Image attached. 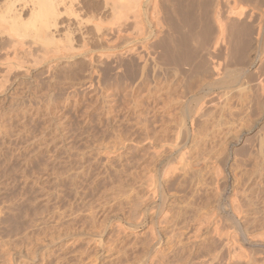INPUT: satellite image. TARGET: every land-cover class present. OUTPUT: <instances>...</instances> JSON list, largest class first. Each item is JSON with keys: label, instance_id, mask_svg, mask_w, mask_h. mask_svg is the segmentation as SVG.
I'll list each match as a JSON object with an SVG mask.
<instances>
[{"label": "rangeland", "instance_id": "374dc122", "mask_svg": "<svg viewBox=\"0 0 264 264\" xmlns=\"http://www.w3.org/2000/svg\"><path fill=\"white\" fill-rule=\"evenodd\" d=\"M257 1L253 0L254 4ZM128 16L130 21L126 24L130 25L129 22H134L130 13ZM108 18L106 21L111 22L108 25L113 27L116 35L108 28L111 31L108 30L107 36L112 34L115 38L114 20L111 21V16ZM66 19L62 18L63 22L60 21L59 27L52 31L53 36L49 37H53L60 47L68 51L71 48L69 52L61 48V58L46 50L45 46L49 47L52 40L49 39L48 44V39L42 36L39 40V35L26 39V48L31 46V50L27 49L31 51L27 53L31 58L23 56L26 58L25 62L22 60L23 73L20 72L28 76L14 71L2 80L6 73L3 66L9 38L0 35V264H144L149 246L154 245V238L148 230L152 219L155 229L161 233L154 264H197L199 261L198 264H210L212 254L219 256L211 264H264V35H257V23L250 34L252 37H248L249 45L245 42L248 45L245 49L243 43L238 45V41L234 48L231 46L233 40L227 39L230 45L222 43L216 53L211 50L212 56L222 54L220 58L217 55L220 62L217 64L223 73H227L225 76L233 80L241 78L238 84L228 88L230 92L220 88L213 94L226 90L222 96L215 94L216 97L212 98L215 95H207L212 100L203 98L207 105L201 102L200 105L204 106L201 107L195 106L197 103L192 101V94L188 91L194 85L193 90L199 91L200 81L203 85L210 81L207 76H212L209 73L212 70L208 68L213 69L214 64L212 58L207 61L206 50L202 55V50L198 51L201 57L195 55L196 42H193L195 47L190 43L194 52L189 54L191 56H186L189 50L182 55L187 59L195 55V60L191 59L194 61L188 60L198 64L196 67L186 59L190 63L182 66L185 61L178 57L182 53L177 55L171 49L167 53H162V49H158L161 52L149 50L156 52L155 55L150 52L152 55H148L147 51L142 52L143 55L140 53L143 40L135 38L134 43L141 48L140 55H137L143 56V59L138 56V60L136 54L121 53L127 45L124 39L115 38L118 40L115 42L110 36L112 46L109 43L108 46L112 48L107 46V49L112 51L109 52L103 46L107 45L109 37L106 36L109 39L106 38L105 42L92 40L95 38L93 27L85 28L89 32L84 30V35L72 30ZM130 26L133 31L127 26L126 29L135 32L132 24ZM82 38L92 40V43L87 42V47ZM111 42L117 47L113 48L115 43ZM238 46L244 49L243 57L242 52L238 53L242 50L236 49ZM164 53L175 55L173 57L177 55L182 61L175 60L174 63L175 58ZM45 54L51 57H45ZM163 54L170 56L169 60L166 58L168 61ZM54 60L58 61L57 64ZM198 60L206 64L200 61V66ZM189 66L196 70L199 66L198 74L194 69L189 71ZM226 68L228 71H224ZM200 69L204 71L200 72ZM188 85L192 88L186 91ZM182 88L186 89L182 91ZM193 90L190 91L193 93ZM185 91L188 95L184 94ZM188 100L195 107V112L189 115L182 108ZM148 176L160 184V190L166 196L164 203L161 198L157 202L165 204L163 209L168 213L164 214L167 213L168 218L162 216V210L157 214L149 210L145 216L147 219L142 216L145 206L154 203L147 189ZM217 177L223 178L222 181ZM217 181H220L218 186H224L217 187ZM235 200L241 205L237 210L238 220L232 218L234 209H239ZM232 204L236 207L230 206ZM212 210L218 212L213 214ZM203 211L207 214L213 212V218L206 214L211 222L207 221ZM198 212L202 218L204 215L203 223L207 227L202 224ZM219 217L221 224L219 226L220 222H217V225H222L223 232L220 231L225 234L228 229L227 233L236 235L234 240L242 251L244 249V255L240 254L239 247L229 252L224 247L225 236L221 238L219 235V238L214 233L215 221ZM140 218L142 223H139ZM197 222L205 227L199 228ZM207 222L213 224L210 226ZM118 224L125 228L119 229L122 232L118 230ZM200 229L197 235L196 230ZM249 238L256 242L252 245ZM235 253L239 254L232 259Z\"/></svg>", "mask_w": 264, "mask_h": 264}, {"label": "bare ground", "instance_id": "6f19581e", "mask_svg": "<svg viewBox=\"0 0 264 264\" xmlns=\"http://www.w3.org/2000/svg\"><path fill=\"white\" fill-rule=\"evenodd\" d=\"M256 2V1H255ZM258 3H255L254 4V2H253V0H85V1H83V0H0V35L3 37V36H5V37H8L9 38V40H8V42H9V47L7 48L8 49V53H7V58H6V61H5V63H4V68H3V71L5 70V72L6 73H4V75L2 76L3 77V79L2 80H4V78H5V80L7 79L6 77H4V76H6L7 75V77H9V75L8 74H12V72H17V71H21L22 73H23V70H22V64L24 65V63L22 62V60H24V62H25V58L23 57V56H26V55H28L31 51H29V50H27V49H30L31 50V46H29L28 47V43H27V47L28 48H26V42H27V38H34V37H36V35H39V40L41 39L42 40V38L43 39H48L47 40V43H48V41H49V39H50V41L52 40L53 42H50L51 44H50V46L52 45L53 47H46L45 46V48H46V50H48V53H52V56L55 54H57V56H59L60 57V55H59V53H60V49L62 48V47H60L59 46V44H58V42H57V44L55 43L56 41L54 40V39H52V38H49V37H51V36H53V34L54 33H52V31H54L53 29L55 28V27H59V24H61L60 23V21L62 20V18H68V19H66V20H68V24L67 25H69V27H73L72 28V30H75V32L77 31V32H79V33H83L84 32V30H86L85 28H87V27H89V26H91V27H93V28H91V30H94V33H93V31L92 32H90V33H93V35L95 36V38L94 39H92V40H98L99 42L100 41H104L105 42V40H106V38L107 37H109V38H107V45L105 46V45H103V43L101 44V45H103L104 46V48L106 47V49L109 47L110 48V46H112V45H110V40H112V39H114V41H115V38L116 39H118V38H121V39H124L123 41H125L124 43L125 44H127L126 45V49H124L121 53L122 54H126V53H128V54H133V55H137V54H139L140 55V53H142V52H146L147 51V54L148 55H152L153 53H154V51L156 50V51H159L158 49H162L163 51H162V53L163 52H165V53H167V52H170V49L171 50H174L175 52H176V54L177 53H179V54H181V55H178V57L180 58H182L185 62L183 63V62H178V61H182V59H179L178 57H177V55H176V57H177V59H176V57H173V56H175V55H173L172 56V54H170V53H168V54H170V56H172L173 58H175L174 59V63H175V60H178V61H176V63L178 62L179 64L181 63H183V65L182 66H184V64L185 63H187V61L186 60H188V59H193L194 58V56L196 55L197 56V54H199L198 53V51H201V55H202V52H203V54H204V52H205V50L207 51V55L205 56V57H207V56H209L208 58H206L207 59V61H208V59L209 58H212V60H213V62L214 61H216L217 60V62L216 63H213L212 62V64H220V62H219V60H218V56H219V58H220V56L222 55L221 53H217V55H215L216 56V59L214 60L213 58H215V57H213L212 56V53L213 52H215V50H219L220 49V47L222 46L221 44L223 43L224 45H225V43H227L226 42V40L227 41H229V40H233V45L231 44V42H230V44H231V46H235V45H237L238 43H237V41L238 42H240V44H238V45H240L241 46V44L244 46L243 48L245 49L246 47H248V45H249V39H248V37H250V34L253 32V30L255 29V23H257L256 24V27H257V30H258V36L260 37V36H262V35H264V0H258L257 1ZM164 4H165V6H164ZM169 4H171V5H169ZM173 4V5H172ZM226 7V9L227 10H224V8ZM224 10V11H223ZM129 13H130V15H132V19L131 20H133V22L134 23H132V22H129L130 23V25L132 24V27L133 28H135L134 30H135V32H133L132 33V29H129V27L131 28V26L127 23L126 24V21L128 22V21H130L128 18L130 17V16H128L129 15ZM109 16H111L113 19H111V21H113L112 23V26H114V28L116 27V30H115V32H117V37L115 36V38H113L114 36L111 34L110 36H112V39H111V37L110 36H107L108 35V33H109V31H111L112 30V28L113 27H111L110 25H108V24H111V22H107L106 20H109ZM61 22H63V21H61ZM67 23V22H66ZM105 23H107L106 25H105ZM64 24V23H63ZM129 25V26H128ZM64 26V25H63ZM110 26V27H109ZM126 26H127V29H129V30H132L131 31V33L126 29ZM166 27V28H165ZM64 28V27H63ZM108 28H110L111 30H109ZM67 29H68V26H67ZM89 29V28H88ZM109 30V31H108ZM62 31V30H61ZM87 32H89L88 30H86ZM108 31V32H107ZM113 31V32H112ZM110 33H113L114 34V29L112 30ZM129 33H128V32ZM167 31V33L168 34H166L165 32ZM74 32V33H75ZM89 33V34H90ZM84 34V33H83ZM88 34V33H87ZM81 35V34H80ZM85 35V34H84ZM114 35H116V34H114ZM164 35H166V36H163ZM43 36V37H42ZM70 36H72V35H70ZM83 36V35H82ZM87 36H90V35H87ZM86 36V37H87ZM92 36V35H91ZM90 36V37H91ZM107 36V37H106ZM38 37V36H37ZM85 37V38H86ZM89 37V38H90ZM161 37H162V39H161ZM166 37V38H165ZM228 37V38H227ZM229 37H230V39H229ZM252 37V36H251ZM250 37V38H251ZM4 38V37H3ZM91 38H93V37H91ZM90 38V39H91ZM135 38H136V40L137 39H140V40H143L142 42H140L141 43V46L140 47H142V49H143V51H141V48L139 47V48H137L138 46L134 43L136 40H135ZM258 38V37H257ZM36 39V38H35ZM83 40H84V38H82ZM86 39H88V37L86 38ZM121 39L119 40V41H121ZM234 39H235V41H234ZM5 40V39H4ZM31 40V39H30ZM74 40V39H73ZM92 40L91 41H88V40H84V43H85V46H87L88 47V44H87V42L89 43H92ZM231 40V41H232ZM36 41H37V39H36ZM45 41V40H44ZM55 41V42H54ZM118 41V40H117ZM117 41H115V42H117ZM122 41V42H123ZM115 42H111V44L113 43H115ZM121 42V43H122ZM193 42H196V43H194V44H197L198 45V47H197V45H196V49H200V50H197L196 51V49L194 48V51L196 52L195 53V55L192 57V58H188L187 59V57L188 56H191V55H189L191 52L192 53H194L193 51H192V49H191V46L190 45H192L193 44ZM245 42H247V44H245ZM30 43V42H29ZM46 43V44H47ZM83 43V42H82ZM108 43H109V45L110 46H108ZM138 43V42H137ZM190 43H192V44H190ZM31 44V43H30ZM49 44V43H48ZM119 44V43H118ZM139 44V43H138ZM192 45V47L194 46L195 47V45ZM229 44V42L227 43V45ZM229 44V45H230ZM33 45V44H32ZM70 45H71V41H70ZM84 45V44H83ZM95 45V44H94ZM97 45V44H96ZM117 44L115 43L114 45H113V48H116L117 46H116ZM122 45H123V43H122ZM121 45V46H122ZM221 45V46H220ZM245 45H246V47H245ZM37 46V45H36ZM43 46V45H42ZM42 46H41V48H42ZM48 46V45H47ZM67 45H65V47H66ZM108 46V47H107ZM116 46V47H115ZM226 46V45H225ZM240 46H238V47H236V49L237 48H239ZM69 47V46H68ZM98 48L100 47V46H97ZM218 47H219V49H218ZM230 47V46H229ZM48 48V49H47ZM50 48V49H49ZM70 48V47H69ZM68 48V49H69ZM72 48H73V46H72ZM112 48V47H111ZM110 48V49H111ZM227 48V47H226ZM231 49H232V47H230ZM229 48V49H230ZM235 48V47H234ZM241 48V47H240ZM239 48V50H242V51H238V53L239 52H242V55H241V57H243V50L244 49H240ZM5 49V48H4ZM62 49H64V48H62ZM71 49V48H70ZM69 49V51H71ZM74 49V48H73ZM109 49V50H110ZM138 49H140V50H138ZM204 49V50H203ZM235 49V50H236ZM46 50L43 48V51H45L46 52ZM64 50H67L66 48L64 49ZM76 49H74L73 51H75ZM108 50V49H107ZM108 50V51H109ZM149 50H154L153 52H150ZM187 50H189V52H187L188 53V55L186 54V52L185 51H187ZM191 50V51H190ZM211 50H213V52H211ZM233 50V49H232ZM28 51H29V53H28ZM42 51V52H43ZM68 51V50H67ZM68 51V52H69ZM110 51H112V50H110ZM109 51V52H110ZM138 51V52H137ZM139 51H141L140 53H139ZM6 52V51H5ZM62 52H63V50H62ZM61 52V53H62ZM66 52V51H65ZM148 52H150V53H152V54H150V53H148ZM159 52H161V51H159ZM185 52V53H184ZM217 52V51H216ZM215 52V53H216ZM219 52V51H218ZM236 52H237V50H236ZM235 51H234V55H235V53H236ZM28 53V54H27ZM47 53V52H46ZM47 53V54H48ZM67 53V52H66ZM118 53V52H117ZM156 53V52H155ZM155 53H154V55H155ZM161 53V54H162ZM164 53V54H165ZM172 53L173 54H175L173 51H172ZM186 54V56L184 57V56H182V55H184V54ZM233 53V52H232ZM32 54V53H31ZM30 54V55H31ZM47 54H45V57H46V55ZM76 54V53H75ZM113 54V53H112ZM112 54H110L111 56H112ZM121 54V55H122ZM143 54V53H142ZM146 54V53H145ZM160 54V53H159ZM163 54V55H164ZM168 54H165L166 56L168 55ZM221 54V55H220ZM33 55V54H32ZM31 55V56H32ZM42 55H44V54H42ZM67 55V54H66ZM86 55V54H85ZM105 55H109V54H105ZM104 55V56H105ZM110 55H109V57H110ZM113 55H115V54H113ZM127 55V54H126ZM125 55V56H126ZM132 55V56H133ZM135 55V56H136ZM139 55H137V58H138V56ZM144 55V54H143ZM163 55H161V57L163 56ZM164 55V57H165V60H167L168 59V57L170 58V56H168V57H166ZM201 55L199 54L198 56L199 57H201ZM233 55V54H232ZM237 55V54H236ZM235 55V56H236ZM239 55V54H238ZM49 56H50V54H49ZM48 55H47V57H49ZM142 56V55H141ZM158 56V55H157ZM204 56H202V58L204 57ZM235 56H233V57H235ZM22 57H23V59H22ZM28 57H30L29 55H28ZM51 57V56H50ZM49 57V58H50ZM62 57V56H61ZM60 57V58H61ZM85 57V56H84ZM92 57V56H91ZM90 57V58H91ZM102 57H103V55H102ZM109 57H107L108 59H109ZM140 57V56H139ZM143 57V56H142ZM142 57H140V58H142ZM150 57V56H149ZM171 57V58H172ZM198 57V58H199ZM204 57V58H205ZM246 57V56H245ZM31 58V57H30ZM42 58V57H41ZM44 58V57H43ZM54 58H56V56H54L53 57V59ZM58 58V57H57ZM89 58V57H88ZM111 58V57H110ZM140 58H138V60L140 59ZM163 58V57H162ZM167 58V59H166ZM202 58H200V59H202ZM247 58V57H246ZM245 58V59H246ZM45 59V58H44ZM48 59V58H47ZM59 59V58H58ZM57 59V60H58ZM63 59V58H62ZM61 59V60H62ZM93 59V58H92ZM143 59V58H142ZM152 59H154V58H152ZM164 59V58H163ZM186 59V60H185ZM206 59H202V60H204L205 62H206ZM236 59V58H235ZM238 59V58H237ZM241 59H243V58H241ZM49 60V59H48ZM61 60H60V62H61ZM91 60V59H90ZM156 60V59H155ZM169 60V59H168ZM167 60V61H168ZM170 60H173V59H170ZM190 60H188V61H190ZM194 60H195V58H194ZM194 60H191V61H194ZM202 60H200V61H202ZM29 61V60H28ZM35 61V60H34ZM59 61V60H58ZM58 61H56V60H54V64H57V63H55V62H58ZM143 61V60H142ZM190 61V62H191ZM199 60H198V63L200 62ZM209 61H210V59H209ZM225 61H226V59H225ZM59 62V63H60ZM146 62V61H145ZM164 62V61H163ZM169 62H172V61H169ZM190 62H188V63H190ZM205 62H203L202 61V63H204V64H206ZM242 62V61H241ZM29 63V62H28ZM159 63V62H158ZM165 63V62H164ZM187 63V64H188ZM192 63L193 62H191V66H192ZM201 63V62H200ZM200 63H199V65H200ZM201 63V64H202ZM225 63V62H224ZM238 63V62H237ZM167 64V63H166ZM203 64V65H204ZM211 64V65H212ZM217 64V66L215 65H213L212 66V68L213 69H210V68H208L209 66H206V65H204L205 67H207L211 72H209V73H212V76L211 77H208L207 76V78H211L210 79V81H208V83H207V81H206V79H205V81H206V84L205 85H203L204 83H202V81H200L199 80V78H198V80L201 82V85L202 86H200L199 84L200 83H197L198 85V89H199V91H195V90H193L194 88H195V86L196 85H194V86H192V87H194L193 89H190V88H192V87H190L189 88V85H188V89H186V91H188L189 89L190 90H193V93H192V91H188L189 92V94H192V101L194 102H196L197 104H195V106H197V105H199V106H201L200 105V103L202 102V105H203V103H205V101H202V99L203 98H205V100H207L206 98H208V97H206L207 95H209V94H211L212 96L213 95H215V94H217V95H219V96H222V94L223 93H225L226 92V90L228 91V88H231L232 86L234 87V85H236V84H238V82L240 81V78L241 77H239V76H235V77H239V78H235L236 80H233V78L231 79V78H229V76L227 75V76H225L224 74H227L226 72L225 73H223L222 71H223V69L221 68V66L220 65H218ZM52 65V64H51ZM161 65V64H160ZM186 65V64H185ZM190 65V64H189ZM193 65L195 66V65H198V64H195V63H193ZM229 65V64H228ZM166 66V65H165ZM191 66H189L190 68V70L189 71H191V70H193L194 68L193 67H191ZM201 66V65H200ZM204 66L202 67V69H204ZM52 67H54V65L52 66ZM157 67V66H156ZM160 67V66H159ZM164 67V66H163ZM176 67V66H175ZM178 67V66H177ZM211 67V66H210ZM227 67V66H226ZM228 67H230V66H228ZM236 67V66H235ZM243 67V66H242ZM2 68V67H1ZM199 66L197 67V70L196 69H194V72L196 71L197 73H196V75L198 74V72H199ZM207 68H205V70L206 71H208L207 70ZM221 68V69H220ZM224 68V67H223ZM154 69V68H153ZM156 69V68H155ZM202 69H200V72H201V70ZM227 69V68H226ZM244 69V68H243ZM242 69V70H243ZM222 70V71H221ZM238 70V69H237ZM241 70V71H242ZM245 70H247V68H245ZM155 71V70H154ZM187 71V70H186ZM202 71H204V70H202ZM224 71H228V69L227 70H224ZM244 71V70H243ZM248 71V70H247ZM20 72V74H22ZM25 72H26V70H25ZM177 72H178V70H177ZM193 72V71H192ZM223 73V75H221L222 73ZM233 72V71H232ZM235 72V71H234ZM246 72V71H245ZM166 73H167V71H166ZM176 73V72H175ZM187 73H189V72H187ZM230 73V72H229ZM228 73V74H229ZM239 73V72H238ZM17 74H19V73H17ZM178 74V73H177ZM192 74V73H191ZM200 74V73H199ZM242 74H243V72H242ZM241 74V75H242ZM24 75H27L28 76V74H25L24 73ZM23 74L21 75V76H24ZM169 75V74H168ZM193 75H195V74H193ZM195 75V76H196ZM207 75H209V74H207ZM230 75H232V74H230ZM233 75H234V73H233ZM240 75V76H241ZM244 75H245V73H244ZM19 76V75H18ZM17 76V77H18ZM175 76V75H174ZM198 77V76H197ZM200 77V76H199ZM203 77V76H202ZM243 77V76H242ZM255 77V76H254ZM167 78V77H166ZM190 78H192V77H190ZM246 78V77H245ZM249 78V77H248ZM257 78V77H256ZM204 79H203V82H204ZM237 79H239V80H237ZM244 79V78H243ZM195 80V79H194ZM252 80V79H251ZM182 81H185V80H182ZM259 81V80H258ZM262 81H264V80H262ZM2 82V81H1ZM180 83H181V81H179ZM188 82V81H187ZM169 83V82H168ZM179 83V84H180ZM1 84V83H0ZM3 84V83H2ZM161 84V83H160ZM176 84V83H175ZM183 84V86H181V87H183L184 88V85L186 84V82H185V84L184 83H182ZM241 84V83H240ZM255 84V83H254ZM253 84V85H254ZM187 85V84H186ZM160 86V85H159ZM166 86V85H165ZM164 86V87H165ZM172 86V85H171ZM177 86V88L178 87H180V86H178V85H176ZM191 86V85H190ZM241 86V85H240ZM246 86V85H245ZM262 86V85H261ZM163 87V86H162ZM200 87V88H199ZM260 87V86H259ZM168 88V87H167ZM170 88H172V87H170ZM181 89L182 91H184L185 89ZM197 88V87H196ZM220 88H226V90H224V92L223 91H218L220 94H218V93H215V94H213V92H215L216 90H218V89H220ZM238 88V87H237ZM240 88V87H239ZM238 88V89H239ZM158 90V89H157ZM173 90H174V88H173ZM231 90V89H230ZM230 90L228 91V92H230ZM233 90H235V89H232V91ZM258 90V89H257ZM168 91V90H167ZM166 91V92H167ZM181 91V92H182ZM186 91L184 92V94H187L186 93ZM194 91H195V94H194ZM180 92V94H181V96H182V94L183 93H181ZM191 92V93H190ZM251 92V91H250ZM255 92V91H254ZM165 93V92H164ZM257 93V92H256ZM180 94H178V95H180ZM199 95V94H201V96L200 97H197L196 95ZM152 95V94H151ZM169 95V94H168ZM173 95V94H172ZM188 95V94H187ZM158 96V95H157ZM180 96V97H181ZM190 96V95H189ZM219 96H217V97H219ZM160 97V96H159ZM169 97V96H168ZM186 97V96H185ZM184 97V98H185ZM197 97V98H196ZM214 97H216V95L215 96H213L212 98H214ZM153 98V97H152ZM161 98H163L164 99V97H162L161 96ZM181 98H183V96L181 97ZM180 98V99H181ZM195 98V99H194ZM211 97H209V99H210ZM212 98H211V100H212ZM255 98V97H254ZM253 98V99H254ZM168 99V98H167ZM171 99H173V98H171ZM187 99V98H186ZM190 99H191V97H190ZM170 100V99H169ZM168 100V101H169ZM176 99H174L173 101H175ZM204 100V99H203ZM160 101V100H159ZM167 101V102H168ZM182 101H183V99H182ZM184 101H185V99H184ZM188 101H190V103H188ZM188 101H186L187 102V104H185L184 105V103H183V105H184V107H182L184 110H185V112L189 115V114H191V112L193 111V112H195L193 109L195 108H193L192 106H191V100H188ZM209 101V100H208ZM215 101V100H214ZM171 102V101H170ZM176 102H178V101H176ZM181 102V101H180ZM192 102V103H193ZM210 102V101H209ZM161 103V102H160ZM163 103V102H162ZM218 103V102H217ZM206 104V103H205ZM204 104V105H205ZM169 105V104H168ZM207 105V104H206ZM205 105V106H206ZM212 105V104H211ZM214 105V104H213ZM162 106V105H161ZM170 106V105H169ZM182 106V105H181ZM197 107L199 110H201V108L200 107ZM159 107V106H158ZM166 107V106H165ZM201 107H204V106H201ZM209 107V106H208ZM196 108V109H197ZM169 110V109H168ZM176 110V109H175ZM184 110L182 111V112H184ZM198 110V111H199ZM159 111V110H158ZM160 111H162V109L160 110ZM197 111V112H198ZM192 112V113H193ZM201 112V111H200ZM203 112V111H202ZM186 113H184V115L186 114ZM167 114V113H166ZM177 114V113H176ZM172 116V115H171ZM187 116V115H186ZM201 116V115H200ZM193 117V116H192ZM196 117V116H195ZM176 121V120H175ZM181 121V120H180ZM193 121V120H192ZM196 121V120H195ZM198 121V120H197ZM200 121V120H199ZM172 122H174V121H172ZM182 122V121H181ZM176 123V122H175ZM180 123V122H179ZM181 124V123H180ZM199 124V123H198ZM176 125H178V123L176 124ZM180 126V125H179ZM182 126V125H181ZM177 129V128H176ZM176 133V132H175ZM181 133V132H180ZM152 138V137H151ZM149 139V138H148ZM182 139V138H181ZM146 140V139H145ZM175 140V139H174ZM183 141V140H182ZM180 142V141H179ZM174 143L176 144V141H174ZM158 144V143H157ZM173 144V143H172ZM155 147V146H154ZM263 147V146H262ZM153 148V147H152ZM170 148V147H169ZM163 149V148H162ZM161 149V150H162ZM174 149V148H173ZM263 149V148H262ZM164 150V149H163ZM170 150V149H169ZM261 150V149H260ZM155 151V150H154ZM157 151H159V150H157ZM171 151V150H170ZM154 153V152H153ZM158 153V152H157ZM157 153H155V154H157ZM170 155V154H169ZM183 156H184V154H182ZM181 155V156H182ZM179 157V156H178ZM185 157V156H184ZM188 157V156H187ZM159 158V157H158ZM181 158H183V157H181ZM154 159H156V158H154ZM157 160V159H156ZM181 160V159H180ZM186 160H187V158H186ZM182 161H184V158H183V160ZM160 162V161H159ZM179 162V161H178ZM181 162V161H180ZM189 162H190V160H189ZM146 163V162H145ZM175 163V162H174ZM184 163V162H183ZM155 164V163H154ZM157 164V163H156ZM189 164V163H188ZM167 165V164H166ZM170 165V164H169ZM190 165V164H189ZM165 166V165H164ZM185 166V165H184ZM187 166V165H186ZM185 166V167H186ZM168 167V166H167ZM172 167V166H171ZM184 167V169L185 170H187L186 168ZM195 167V166H194ZM197 167V166H196ZM195 167V168H196ZM203 167V166H202ZM173 168V167H172ZM171 168V169H172ZM198 168V167H197ZM145 169V168H144ZM146 169H148V168H146ZM154 169V168H153ZM181 169V168H180ZM199 170V169H198ZM203 171H204V169H202ZM147 171V170H146ZM175 171H176V169H175ZM189 171H190V169H189ZM220 171V170H219ZM177 172H179V171H177ZM218 172V171H217ZM165 173V172H164ZM168 173V171L165 173V176L167 177V174ZM169 173H170V170H169ZM181 173V172H180ZM183 173V172H182ZM184 173H186V172H184ZM183 173V174H184ZM194 173V172H193ZM200 173V172H199ZM188 174V173H187ZM190 174V173H189ZM220 174H221V172H220ZM223 174V173H222ZM150 175H151V173H150ZM176 175H178V174H176ZM186 175V174H185ZM203 175V174H202ZM217 175V174H216ZM175 176V175H174ZM219 176V175H218ZM223 176V175H222ZM221 176V177H222ZM149 177V176H148ZM169 177V176H168ZM177 178V177H176ZM182 178V177H181ZM217 178H219V177H217ZM225 178V177H224ZM149 180H147V179H145V180H147L148 181V187H147V189H149V191H150V199L152 200H154V203L151 205V204H149V205H151V206H149V205H147V206H145V209L142 211L143 213H144V215H142L143 213H141V215L143 216V218L144 219H147V217H145L146 216V214H147V212L149 211V210H151L152 212H150V213H152V214H157L158 212L157 211H160V210H162L161 211V214H162V216L164 215L165 217H167L166 216V214L168 213L165 209H163V207H164V205L165 204H158V202H157V200L158 199H160L161 198V200H162V202L164 203V199H166L165 197V195L161 192V190H160V187H159V185L160 184H157V182H156V180L151 176V177H149L148 178ZM170 179V178H169ZM169 179H168V181H169ZM222 179L223 178H219V180H221L222 181ZM144 180V181H145ZM171 180V179H170ZM188 180V179H187ZM200 180V179H199ZM202 180V179H201ZM215 180V179H214ZM218 180V179H217ZM225 180V179H224ZM242 180V179H241ZM190 181V180H189ZM175 182V181H174ZM220 181H217V187H221V185L222 184H219V186H218V183H219ZM243 182V181H242ZM187 183V182H186ZM240 183V182H239ZM145 184V183H144ZM147 184H145V185H147ZM181 184V183H180ZM201 184V183H200ZM215 184H216V182H215ZM183 185H184V183H183ZM189 185V184H188ZM228 184H226V186H227ZM235 185V184H234ZM240 185V184H239ZM163 186V185H162ZM161 186V187H162ZM224 185H222V187H223ZM145 187V186H144ZM185 187V186H184ZM177 188V187H176ZM224 188H226V187H224ZM223 188V190H225ZM162 189V188H161ZM186 189V188H185ZM190 189V188H189ZM220 189V188H219ZM179 190V189H178ZM221 190H222V188H221ZM222 190V191H223ZM148 191V192H149ZM164 191V190H163ZM187 191H188V189H187ZM218 192H219V194L221 195V194H223L222 193V191H220V190H217ZM226 191V190H225ZM144 192V191H143ZM165 192V191H164ZM221 192V193H220ZM217 193V192H216ZM213 195V194H212ZM217 195H218V193H217ZM214 196V195H213ZM210 197V196H209ZM224 197V196H223ZM143 198V197H142ZM145 198H147L146 196H145ZM145 198L143 199V200H145ZM212 198V197H211ZM216 198V197H215ZM214 199V198H213ZM148 200V199H147ZM147 200H145V201H147ZM152 200V201H153ZM161 200H160V202H161ZM207 200V199H206ZM205 200V201H206ZM209 200V199H208ZM207 200V201H208ZM148 201H150V200H148ZM166 201V200H165ZM210 201H212V200H210ZM209 201V202H210ZM217 201V200H216ZM213 202V201H212ZM142 203H144V202H142ZM151 203V202H150ZM233 203V202H232ZM235 203H236V200H235ZM209 204V203H208ZM146 205V204H145ZM219 205H220V203H219ZM234 204H232V205H230V206H233ZM237 207L239 206L238 205V203H236L235 204ZM234 205V206H235ZM251 205V204H250ZM207 206V205H206ZM235 206V207H236ZM241 206V205H240ZM240 206H239V209H234V207H233V209H234V211H233V213H232V218L233 219H237L238 220V214H239V210L241 209L240 208ZM243 206V205H242ZM246 206V205H245ZM202 207V206H201ZM219 207V206H218ZM141 208V207H140ZM226 208V207H225ZM203 209V208H202ZM232 209V208H231ZM198 210V209H197ZM206 210V209H205ZM217 209H215V211H216ZM238 210V211H237ZM243 210V209H242ZM202 211V210H201ZM209 211V210H208ZM212 211H214V210H212ZM214 211V213L213 212H209L210 214H207V212L205 213V211H203V213H205V217H207V215L208 216H210V218H213V216L215 217V215H213L212 217H211V214L213 213V214H215V213H217V212H215ZM227 211V210H226ZM157 212V213H156ZM165 212H167L166 214H164ZM242 212V211H241ZM199 213V212H198ZM202 213V214H203ZM244 213V212H243ZM196 214V213H195ZM200 214V218L203 220H201L199 217V221H198V219H197V221L198 222H201L202 221V224H205L206 225V223H203L204 222V220H205V217H204V215H203V218H202V216H201V213H199ZM207 214V215H206ZM140 215V216H141ZM168 215V214H167ZM242 215V214H241ZM141 216V217H142ZM154 216V215H153ZM218 216H220V215H218ZM164 217V218H165ZM240 217V216H239ZM152 218H154V217H152ZM168 218V217H167ZM210 218H206V219H208L207 221H209V219ZM231 218V217H230ZM229 218V219H230ZM141 219V218H140ZM157 219H159V218H157ZM162 219H163V217H162ZM218 219H221V217H219V218H217L216 220H218ZM228 219V218H227ZM244 219V218H243ZM150 220H151V218H150ZM153 220V219H152ZM151 220V222L150 223H154V221H152ZM164 220V219H163ZM196 220V219H195ZM201 220V221H200ZM158 222H159V220H157ZM165 221H167L166 219H165ZM194 221V220H193ZM212 221H215V219H212ZM232 221V220H231ZM240 221V220H239ZM239 221H238V223H239ZM160 222H162V220L160 221ZM197 222V223H198ZM209 222H211V220L209 221ZM209 222H207V224L209 223ZM217 222L219 223V226H220V224H221V221H215V228H213L214 229V233L215 234H217L218 236L217 237H219V235H220V237L221 238H223L222 236H225V239H223V240H225L226 241V243L223 241V243H224V247L226 246L227 247V249H228V251L229 252H231V250H233V252L234 251H236V248L238 249V247H239V245H237V243H236V239L234 240V238L236 237V235H235V237H234V235L233 234H230V232H228L227 233V230L228 229H226V233L225 234H223L222 232V225H221V227H219L218 225H217ZM241 222V221H240ZM139 223H142V219H141V221L139 222ZM153 223H152V226H150L149 225V228H148V230L150 231H148L150 234L152 233V238H154L153 240H154V245L151 247V246H149V252H148V254L146 255V257H145V261H144V264H152L153 263V261L155 260L156 261V258H155V255L157 256V254H156V252L158 251V244H160L161 242H160V239H159V237H161L160 236V234L161 233H158L157 232V230L155 229V226L153 225ZM155 223H156V220H155ZM163 223L164 222H162L161 224L163 225ZM194 223H196V222H194ZM235 223V222H234ZM201 224V223H200ZM210 224V223H209ZM212 224H213V222H212ZM212 224H210V226L212 225ZM232 224H233V222H232ZM156 225V224H155ZM160 225V224H159ZM158 225V226H159ZM234 225L235 224H233V226L232 227H234ZM239 225H240V223H239ZM118 227V230L120 229V230H124L125 228H122L121 226H123V225H117ZM198 226H200L199 225V223H198ZM209 226V225H208ZM236 226V225H235ZM162 227V226H161ZM201 227H205L204 225H201L199 228H201ZM206 227H207V225H206ZM196 228V227H195ZM209 228V227H208ZM235 228V227H234ZM197 229H198V227H197ZM119 230V231H120ZM201 230L202 229H200V231L198 230H196V233L198 232L199 234H200V232H201ZM204 230H206V229H204ZM222 232H221V231ZM118 231V232H119ZM207 231V230H206ZM98 232V231H97ZM96 232V233H97ZM120 232H122V231H120ZM119 232V233H120ZM212 232V231H211ZM241 232H242V230H241ZM95 233V234H96ZM198 233H197V235H198ZM243 233V232H242ZM93 234V233H92ZM223 234V235H222ZM227 236V237H226ZM242 236H243V234H242ZM219 237V238H220ZM247 238V237H246ZM233 240L232 242H230L231 240ZM245 239V238H244ZM152 240V241H153ZM222 240V239H221ZM230 240V241H229ZM246 241V240H245ZM259 241V240H258ZM249 242H251L250 241V238H249ZM253 243H255L256 241H252ZM251 242V244L253 245V243ZM261 242V244H262V240L260 241ZM259 242V243H260ZM232 243V244H231ZM246 243V242H245ZM248 243V242H247ZM258 243V244H259ZM222 244V243H221ZM249 244V243H248ZM257 244V243H256ZM257 244V245H258ZM261 244H260V246H261ZM264 244V243H263ZM151 245V244H150ZM192 246V245H191ZM241 247H242V245H240ZM225 247V248H226ZM259 247V246H258ZM221 248V247H220ZM244 247H242V249H243ZM263 248V247H262ZM261 248V249H262ZM224 249V248H223ZM239 249H240V247H239ZM264 249V248H263ZM219 250V249H218ZM218 250H217V252L216 253H218ZM221 250V249H220ZM246 250V249H245ZM223 251V250H222ZM242 253H241V252ZM240 254L242 255H244L245 254V251H244V249H243V251H244V253H243V251L240 249ZM224 252H226V251H224ZM215 253V252H214ZM219 253H220V251H219ZM221 254V253H220ZM231 254H233V253H231ZM231 254H229V256H232ZM236 254V253H235ZM234 254V255H235ZM237 254H239V253H237ZM237 254L235 255V256H232V259H233V257L235 258L236 256H237ZM219 256V254H212L211 256L213 257L214 256V258L213 259H211L212 257H209L210 258V261H209V263L211 264V262L213 263V262H216L217 261V258H218V256ZM223 255H225V253L223 254ZM227 255V254H226ZM241 255H239V256H241ZM196 257V256H195ZM221 257V256H220ZM244 257V256H243ZM247 257H249V258H251L250 256H247ZM181 258H183V257H181ZM206 258H208V257H206ZM239 258V257H238ZM241 259H242V257H240ZM97 259V258H96ZM216 259V261H214ZM221 259V258H220ZM223 259V258H222ZM232 259H231V261H232ZM246 259V258H245ZM192 260V259H191ZM243 260V259H242ZM247 260V259H246ZM196 261V260H195ZM221 261V260H220ZM249 262H250V260H248ZM200 262V261H199ZM198 262V263H199ZM203 262V261H202ZM197 263V264H198ZM219 263V262H218ZM154 264V263H153ZM188 264H190V262L188 263ZM192 264V263H191ZM194 264V263H193ZM217 264V263H216Z\"/></svg>", "mask_w": 264, "mask_h": 264}]
</instances>
